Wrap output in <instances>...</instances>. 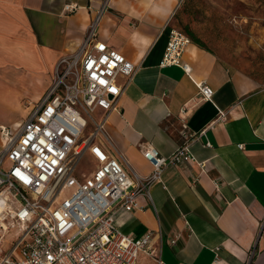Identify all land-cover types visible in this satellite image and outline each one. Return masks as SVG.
I'll use <instances>...</instances> for the list:
<instances>
[{"label": "crops", "instance_id": "0c3cea01", "mask_svg": "<svg viewBox=\"0 0 264 264\" xmlns=\"http://www.w3.org/2000/svg\"><path fill=\"white\" fill-rule=\"evenodd\" d=\"M182 1L108 0L100 17L97 40L136 68L131 77L116 79V109L93 111L103 125L92 143L135 178L152 169L143 143L163 155L182 143V115L189 131L206 129L190 144L194 160L167 166L165 187L154 183L150 197L139 195L137 208L115 211L114 225L134 237L152 232L161 264H264V83L229 67L190 35L181 56L190 73L161 66ZM69 2L78 8L65 14ZM102 2L0 0V149L2 129L19 130L50 87L56 62L79 47ZM200 81L211 88L210 100L201 97ZM219 112L225 119H217ZM83 157L93 161L92 174L96 160L89 150ZM0 247V255L10 248L4 242ZM136 264L158 263L141 251Z\"/></svg>", "mask_w": 264, "mask_h": 264}, {"label": "built area", "instance_id": "2783aa9c", "mask_svg": "<svg viewBox=\"0 0 264 264\" xmlns=\"http://www.w3.org/2000/svg\"><path fill=\"white\" fill-rule=\"evenodd\" d=\"M101 4L79 47L56 62L50 87L19 130L2 129L0 230L14 228L16 237L8 252L0 255V264H136L141 251L162 263L159 252L151 246L152 232L140 237L123 233L114 225V214L119 209L137 208L139 195L150 197L149 188L154 183L165 187L162 171L171 164L194 160L190 144L206 129L189 131L182 115V143L170 155L143 143L142 155L152 169L148 175L135 178L92 143L103 125L93 119V111L116 109L121 92L116 79L119 75L131 77L136 68L121 52L95 37L108 0ZM77 8L69 2L63 12L70 14ZM188 41L187 34L170 27L160 65H177L189 74L190 66L181 60ZM197 87L203 99H211L212 90L205 82L200 81ZM225 117V112H219L217 119ZM89 120L94 127L85 135ZM204 145L210 146L208 141ZM87 150L98 166L90 177L80 180L73 174L74 168ZM63 188L73 191L60 198Z\"/></svg>", "mask_w": 264, "mask_h": 264}, {"label": "rangeland", "instance_id": "374dc122", "mask_svg": "<svg viewBox=\"0 0 264 264\" xmlns=\"http://www.w3.org/2000/svg\"><path fill=\"white\" fill-rule=\"evenodd\" d=\"M172 25L199 39L229 67L264 83V0H183ZM89 131L90 120L83 133ZM85 158L82 155L74 168L73 174L80 180L93 170V161ZM72 191L63 188L60 198ZM15 237L14 228L0 230V242L6 245Z\"/></svg>", "mask_w": 264, "mask_h": 264}, {"label": "trees", "instance_id": "16d2710c", "mask_svg": "<svg viewBox=\"0 0 264 264\" xmlns=\"http://www.w3.org/2000/svg\"><path fill=\"white\" fill-rule=\"evenodd\" d=\"M190 36H191V39H192L195 43L200 44L201 46L205 47L199 39L195 38L193 35H190Z\"/></svg>", "mask_w": 264, "mask_h": 264}]
</instances>
